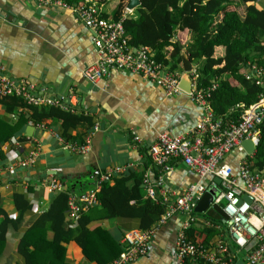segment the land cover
Segmentation results:
<instances>
[{
    "label": "crops",
    "instance_id": "0c3cea01",
    "mask_svg": "<svg viewBox=\"0 0 264 264\" xmlns=\"http://www.w3.org/2000/svg\"><path fill=\"white\" fill-rule=\"evenodd\" d=\"M97 2L106 14H110L116 4L104 8V3ZM258 3L264 6V0H258ZM125 7L122 18L133 11L127 13ZM238 9L241 12V8ZM184 36L183 33L176 34L180 40H185ZM214 51V55L221 54L219 46ZM94 55L89 32L70 11L37 6L34 0H0V65L5 73L9 77L26 79L36 88H43L46 96L57 99L65 107L82 110L92 124L91 133L86 132L87 135L90 133L88 149L80 154L69 152L51 136L52 131H58L60 126L50 120L44 122L45 129L28 124L23 128L24 138H18V141L24 148L6 144L8 152L2 151L0 156V206L6 214L14 217L17 212L13 194L17 193L23 194L29 208L22 213L17 227L6 231L0 264L22 263L16 256L15 247L23 231L48 207L53 192L47 187L51 170L64 184L62 189L68 184L75 194L83 196L93 186L96 176L106 169L126 164H131L130 169L141 168L145 163L147 146L159 132L182 134L200 117L201 108L185 93L168 96L138 74L115 70L108 77L92 82L85 80L81 71L94 60ZM27 126L32 127L30 135L25 134ZM82 130L83 127H78L70 133L73 135ZM26 136H32L39 144L34 164L12 171L2 170L4 156L22 154L23 149L29 148ZM132 136H137L138 142L132 141ZM71 141L79 142L77 139ZM239 156L232 151L225 161L234 168ZM146 164L151 173L158 171L151 161H146ZM161 175L164 184L174 192L192 182H204L179 161H174L172 167ZM156 197L164 199L159 190ZM172 197L167 192V199ZM209 201L206 208L210 206ZM205 209L196 211L193 208L192 213L198 220L206 219L211 224L208 228L215 233L207 241L222 238L218 232L221 220L208 217ZM182 218V214L175 213L154 226L146 253L131 264H171L174 259L173 242ZM63 223L69 226L72 219L66 214ZM105 223L113 234L120 233L114 220ZM190 226H194L198 233L202 230L205 235L203 222L195 221ZM39 235L44 236V232ZM60 246L67 263L93 264L82 257L73 240L63 239ZM242 259L234 261L244 264ZM185 264L207 263L187 261Z\"/></svg>",
    "mask_w": 264,
    "mask_h": 264
},
{
    "label": "trees",
    "instance_id": "16d2710c",
    "mask_svg": "<svg viewBox=\"0 0 264 264\" xmlns=\"http://www.w3.org/2000/svg\"><path fill=\"white\" fill-rule=\"evenodd\" d=\"M62 1L73 5L80 0ZM97 1L105 3L112 0ZM114 1L116 4L110 14L101 10L102 18L117 20L122 17L128 0ZM138 1L132 13L121 18L128 44L148 46L156 61L177 72L182 71L180 51L183 48L186 58L194 66L195 86L206 90L214 116L236 120L243 110L259 99L260 94H264V6L258 0ZM178 32L186 35L185 40L176 37ZM217 46L221 48V54L214 55ZM211 85L214 88L207 91ZM0 108V156L4 144L24 138L22 130L28 121L34 124L46 120L58 122V132L65 141L77 139L78 144L92 128L82 110L33 105L15 95L1 96ZM15 109L18 111L14 118H8L7 113ZM78 127H83V130L71 135L70 131ZM250 159L252 167L264 168V116L258 125V136ZM144 160L141 168L130 169V164L97 189H94L93 182L88 192L92 191L96 203L91 206L81 207L82 198L88 192L80 196L68 184L63 189L54 190L47 209L35 218L17 241L15 252L21 264H69L60 246L63 239L73 240L86 261L110 264L122 249L119 239L124 231L152 230L165 204L160 197L157 200L145 197L141 182L144 177L155 181L163 170L153 164L158 171L151 173L146 168V161H149L146 155ZM50 177L64 186L55 174L49 175L48 179ZM69 195H74L79 204V216L72 220V226H64ZM13 204L17 212L14 217L6 214L0 206V255L4 250L6 231L17 227L22 213L29 208L23 194L14 193ZM108 220L118 224L119 234H113L108 228L105 223ZM40 232H44V236L39 235ZM185 233L193 241L206 242L215 232L204 227V235L202 230L198 233L194 226H190Z\"/></svg>",
    "mask_w": 264,
    "mask_h": 264
},
{
    "label": "built area",
    "instance_id": "2783aa9c",
    "mask_svg": "<svg viewBox=\"0 0 264 264\" xmlns=\"http://www.w3.org/2000/svg\"><path fill=\"white\" fill-rule=\"evenodd\" d=\"M34 1L37 6L70 11L89 32L95 55L94 60L81 71L85 80L92 82L108 77L115 70H122L142 76L168 96L181 92L178 81L182 71H170L164 63L156 61L148 46L128 44L122 17L117 20L102 18L100 16L102 8L96 0H80L73 5L62 0ZM126 11L131 12L127 8ZM254 72L259 73L255 69ZM189 77L190 90L185 94L201 108L199 119L182 134L159 132L155 140L148 145L145 155L163 172L171 168L172 161H179L199 178H203L204 182H192L178 192L171 191L164 184L161 174L153 182L147 177L141 182L145 197L157 200L158 189L164 198L161 199L165 204L164 211L157 224L163 223L172 214L183 215L173 242L174 259L171 264H185L187 261L237 264L234 260L236 258L240 260V257L243 258L244 264H264V168L252 167L250 159L258 136V125L264 116V94H260L256 102L243 110L238 119L224 120L213 115L207 101L206 90L196 88L194 68ZM255 83L260 84L259 80H255ZM212 88L214 85L209 86L207 91ZM6 95L19 96L33 105H57L65 108L57 99L46 96L43 88H36L23 78L9 77L0 65V97ZM15 112L14 110L7 113V117L13 119ZM28 125L39 129L46 128L44 123ZM90 133L84 136L79 144L65 141L58 131H52L51 136L69 152L80 154L88 149ZM25 138L29 139V148L27 147L22 154L4 156L2 170L12 171L14 168L32 166L38 155L39 144L32 136ZM132 139L138 142L137 136H132ZM243 140H249L253 144L250 153H246L241 147L240 143ZM8 144L20 146L18 139ZM5 146L6 144L2 146V151L8 152ZM232 151L240 154L234 168L225 161V157ZM129 165L106 169L95 179L94 189L101 183L108 182L113 174L122 172ZM47 187L50 191L60 190L62 184L50 177ZM167 192L173 195L171 200L167 199ZM206 192L211 193L209 205H218L225 215L219 223L218 230L222 238L206 242L193 241L185 233L192 223L201 221L204 226H211L208 220H198L192 213L197 200ZM82 200L81 207L84 208L96 203L92 191ZM67 205L68 217L72 220L78 218L79 204L75 201L74 195L68 196ZM72 225L73 223L70 224ZM151 232L152 230L139 229L124 231L119 239L122 249L110 264H131L136 258L143 256Z\"/></svg>",
    "mask_w": 264,
    "mask_h": 264
},
{
    "label": "water",
    "instance_id": "95a60500",
    "mask_svg": "<svg viewBox=\"0 0 264 264\" xmlns=\"http://www.w3.org/2000/svg\"><path fill=\"white\" fill-rule=\"evenodd\" d=\"M138 4H139L138 0H128V2L126 4V8L129 10H132L135 7H137ZM180 58H181L180 65H181V69H182V74L179 77L178 88L180 89L181 92L188 93L190 90V84H191L189 73L194 68V66L186 58L183 48L180 51ZM31 132H32V127L27 126L25 128V134L30 135ZM240 144L246 153H250L253 149V144L249 140H243V141H241ZM50 172L52 174L55 173L53 170H51ZM209 199H210V193L206 192L204 195L201 196V198L199 200H197V202L194 206V210L200 211L202 209H205L208 205ZM205 214L208 217H211V218L217 219V220H221V219L225 218V215L223 214L222 210L216 204H211L208 208H206Z\"/></svg>",
    "mask_w": 264,
    "mask_h": 264
},
{
    "label": "rangeland",
    "instance_id": "374dc122",
    "mask_svg": "<svg viewBox=\"0 0 264 264\" xmlns=\"http://www.w3.org/2000/svg\"><path fill=\"white\" fill-rule=\"evenodd\" d=\"M114 2H115L114 0L105 2V3H104V6H105L104 8H106L107 6H111ZM104 8H103V9H104ZM154 140H155V139H154ZM154 140H153V141H154ZM221 204H222V202H221Z\"/></svg>",
    "mask_w": 264,
    "mask_h": 264
}]
</instances>
